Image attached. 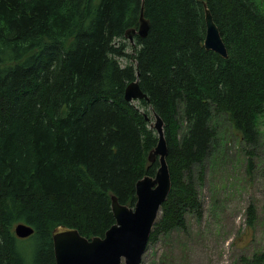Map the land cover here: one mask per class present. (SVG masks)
Listing matches in <instances>:
<instances>
[{
	"label": "trees",
	"instance_id": "16d2710c",
	"mask_svg": "<svg viewBox=\"0 0 264 264\" xmlns=\"http://www.w3.org/2000/svg\"><path fill=\"white\" fill-rule=\"evenodd\" d=\"M263 5L0 0V264H56L57 227L103 238L116 223L112 197L136 205L137 183L159 169L149 162L158 144L150 110L164 121L172 189L149 244L185 231L188 215L201 218L194 172L202 180L225 142L221 120L247 147L260 142ZM142 7L150 31L131 44L125 35ZM206 9L227 58L205 48ZM137 79L147 99L129 103L125 90ZM248 154L252 169L255 149ZM256 221L251 205L249 227ZM20 224L34 234L19 239ZM242 263L264 264V253Z\"/></svg>",
	"mask_w": 264,
	"mask_h": 264
},
{
	"label": "rangeland",
	"instance_id": "374dc122",
	"mask_svg": "<svg viewBox=\"0 0 264 264\" xmlns=\"http://www.w3.org/2000/svg\"><path fill=\"white\" fill-rule=\"evenodd\" d=\"M120 61L124 66L128 63ZM220 123L225 142L206 160L202 180L199 171L194 172L202 217L190 214L185 231L160 235L149 244L141 264H243V258L264 253V118L259 124L260 142L250 148L225 120ZM254 149L255 163L250 169L248 152ZM251 205L257 214L254 228L248 224Z\"/></svg>",
	"mask_w": 264,
	"mask_h": 264
},
{
	"label": "water",
	"instance_id": "95a60500",
	"mask_svg": "<svg viewBox=\"0 0 264 264\" xmlns=\"http://www.w3.org/2000/svg\"><path fill=\"white\" fill-rule=\"evenodd\" d=\"M205 19V48L227 58V48L209 9H206ZM150 27L142 7L139 27L128 30L125 38L134 44L135 36L145 39ZM144 99H147V95L141 90L139 80L130 83L125 90V100L133 103ZM153 115L155 122L151 123V128L158 133V144L150 152L149 162L159 161L156 176H147L137 183V202L132 208L121 205L115 196L112 197L116 223L103 238L93 237L89 240L76 229L57 227L52 234L56 264H141L154 225L172 189L164 121L159 115ZM146 118L149 119L147 115ZM15 233L19 239H27L34 234V229L20 224Z\"/></svg>",
	"mask_w": 264,
	"mask_h": 264
}]
</instances>
